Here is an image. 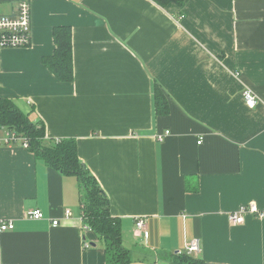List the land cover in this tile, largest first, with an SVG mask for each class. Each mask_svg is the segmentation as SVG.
<instances>
[{"label":"crops","instance_id":"1","mask_svg":"<svg viewBox=\"0 0 264 264\" xmlns=\"http://www.w3.org/2000/svg\"><path fill=\"white\" fill-rule=\"evenodd\" d=\"M17 1L0 0V12L15 14ZM28 1L31 43L0 51V98L40 121L48 141L75 140L130 264H170L195 237L205 264H264V0ZM57 27L71 31V81L43 62ZM155 86L167 114L155 112ZM245 88L257 106L245 105ZM6 134L0 221L14 228L0 232V264H106L77 176L4 144ZM250 204L257 213L229 222ZM32 209L43 217H27Z\"/></svg>","mask_w":264,"mask_h":264},{"label":"trees","instance_id":"2","mask_svg":"<svg viewBox=\"0 0 264 264\" xmlns=\"http://www.w3.org/2000/svg\"><path fill=\"white\" fill-rule=\"evenodd\" d=\"M164 7L169 3L181 5L183 0H153ZM55 49L43 59L55 76L63 82L71 81L72 42L71 31L67 27H57L53 31ZM155 112L157 115L168 113L167 100L158 86H155ZM0 127L14 131L26 138V147L37 158L63 174H73L79 180L83 223L93 230L104 244L106 264H130V253L122 244L120 222L110 213V201L92 174L77 155L73 139L47 140L40 121H33L11 100L0 98ZM170 264H205L199 258L181 253L172 258Z\"/></svg>","mask_w":264,"mask_h":264},{"label":"built area","instance_id":"3","mask_svg":"<svg viewBox=\"0 0 264 264\" xmlns=\"http://www.w3.org/2000/svg\"><path fill=\"white\" fill-rule=\"evenodd\" d=\"M31 43V7L28 0L17 1L16 12L13 15H6L0 12V51L3 49L25 48ZM242 98L245 105L253 108L260 103L259 97L250 89L245 88L242 91ZM168 131L156 135L157 140H162ZM4 144H21L26 147V138L18 136L14 131H7L6 137L2 141ZM257 208L250 204L246 207H240L238 210L228 213V219L231 224H241L244 221V215L247 213H257ZM70 213L66 212L68 216ZM26 216L32 219H40L43 217L39 209L27 211ZM57 220H53L52 224L56 225ZM145 220L143 218L135 219V234L140 235L145 231ZM14 222L12 220L0 221V232L12 230ZM87 246V244H85ZM201 251V242L199 238L191 239L185 246L183 251L177 254L186 253L196 257Z\"/></svg>","mask_w":264,"mask_h":264}]
</instances>
